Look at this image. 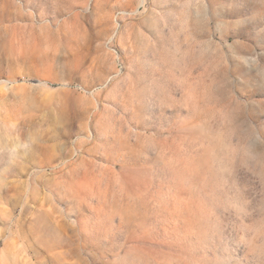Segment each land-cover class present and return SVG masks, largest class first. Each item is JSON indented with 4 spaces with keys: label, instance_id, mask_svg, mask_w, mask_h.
Instances as JSON below:
<instances>
[{
    "label": "rangeland",
    "instance_id": "374dc122",
    "mask_svg": "<svg viewBox=\"0 0 264 264\" xmlns=\"http://www.w3.org/2000/svg\"><path fill=\"white\" fill-rule=\"evenodd\" d=\"M0 264H264V0H0Z\"/></svg>",
    "mask_w": 264,
    "mask_h": 264
}]
</instances>
